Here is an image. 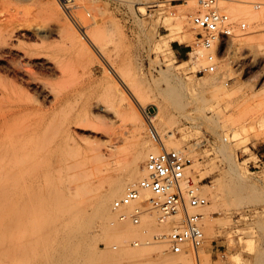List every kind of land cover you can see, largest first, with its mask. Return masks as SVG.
<instances>
[{"label": "rangeland", "instance_id": "obj_1", "mask_svg": "<svg viewBox=\"0 0 264 264\" xmlns=\"http://www.w3.org/2000/svg\"><path fill=\"white\" fill-rule=\"evenodd\" d=\"M194 1L0 0V144L7 138L0 151L6 145L22 160L15 167L17 174L11 172L18 177L10 179L9 189L24 192L27 202L34 189L42 190L47 179L32 183L27 174L42 168L55 140H63L66 145L78 143L81 158L76 159H85L81 167L87 173L83 181L96 194L101 174L111 173L106 169L110 149L120 156L139 138L160 144L158 136L164 142L172 132L191 164H197L193 182L208 200L207 208L199 209L209 215L202 214L203 263L212 264L210 242L215 240L228 264H264V139L243 142L264 120V59L258 55L250 61L244 46L233 39L242 32L236 36L249 33L251 38L246 37L255 46L263 40L264 0L218 3L233 23V32L213 48L219 57L213 73L197 72L195 54L203 60L204 51L195 52L197 30L191 15L199 0ZM248 11H259L255 15L262 18ZM182 15L190 18L184 25ZM190 34L194 38H187ZM123 92L124 99L129 95L126 99L147 117L148 127L141 134L126 99L119 101ZM97 102L109 111L99 110ZM210 105L217 108L209 110ZM52 215L47 211L44 219ZM79 217L83 223L76 229L74 222L56 225L50 253L55 259L50 264L163 262L156 263L164 257L161 245L145 244L161 229L157 222L139 231L129 220L111 224V218L92 215L90 206ZM134 241L141 245L134 246ZM39 257V264L51 262L47 252Z\"/></svg>", "mask_w": 264, "mask_h": 264}, {"label": "bare ground", "instance_id": "obj_2", "mask_svg": "<svg viewBox=\"0 0 264 264\" xmlns=\"http://www.w3.org/2000/svg\"><path fill=\"white\" fill-rule=\"evenodd\" d=\"M66 1H69V0H66ZM185 1L188 2V0H185ZM194 2H196V0ZM248 12H250V11H248ZM251 13L253 15H255V14L259 13V11L258 12L257 11L250 12V15H251ZM258 15L259 16L255 15V16H257V20H259L258 18H260V19L262 18V14H258ZM251 17H252V15H251ZM189 19L185 15H182L181 23L184 25V23H187ZM70 24H69V26H70ZM72 25H73V23H72ZM73 26H75V25H73ZM69 29H70V27H69ZM72 29H74V27ZM74 30L76 31L77 29H74ZM73 32L74 31H72V33ZM12 33H13V31H11L7 37L9 38V36H11L10 34H12ZM94 33H96V32H94ZM240 33H242V32H240ZM240 33H238V32L234 33L235 36L233 37V39L236 40L238 44H241L244 46V51L246 52L247 56H249L251 58L250 61L257 60L256 58L258 55L260 58L264 59V38L262 40L263 42L260 41V43L256 44L257 46H255V43L253 44L252 40H249V38L246 37L249 33L244 34L246 36L242 35L243 37H241V35H240V37H238L239 35L236 36V34H240ZM75 34L77 36V31L75 32ZM86 34H88V33L86 32ZM90 34H92V33H89L88 35L91 36ZM77 37L82 42V45L83 44L86 45L84 40L82 39L83 37H79V36H77ZM188 37L191 39V38H194V35L190 34L189 36H187V38ZM94 38H96V37H94ZM10 39L11 38H9V40ZM96 39H94V41H96ZM94 41H92V42H94ZM6 43H8V39H7ZM96 43H95L96 45L99 44V42H97V41H96ZM217 44L218 43L216 42L215 45H217ZM84 45L82 47H84ZM98 46L100 47L98 49L101 51V45H98ZM214 46H213V48H214ZM8 47H9V45H8ZM213 48L211 51H213ZM198 50H200V49H198ZM213 52L215 53V51H213ZM205 53L206 52L204 51L203 55H205ZM196 54H195V56H196L195 60H197V61L196 62L194 61V62L196 63L197 67H201L202 65H204L206 63L205 56H203L202 57L203 60H201V58H200L201 56H199V54L198 55H196ZM218 59H219V57L217 55V59H216L217 63H218ZM113 73H115V72H113ZM225 74H227L229 76L228 71ZM114 77H115V75H114ZM121 80L123 83L124 82L123 78H121ZM125 85H127L128 90L133 95V91L131 90V86H128V84H126V83H125ZM219 86H221V85H219ZM43 88H46V87L42 86V89ZM216 89H217V87H216ZM134 92H135V90H134ZM122 95H123V96H121L122 98L119 100L120 102L122 101V99L125 101V99L129 96L126 94L127 97L125 95V99H124V92L122 93ZM130 100L132 101V99H129V100L126 99L128 106H129L128 108L129 109L131 108V112H129V115L132 118L131 120H133L134 127H136L137 131H140V134H141L148 127L147 121H146L147 117L145 119V116H144L145 114H142L141 111H139V109ZM137 100H138V102L139 101L142 102V100H139V99H137ZM262 100L264 101V99H262ZM144 102H142L141 104L143 105ZM119 103L117 101V106ZM122 103H124V102H122ZM121 104H119V105L121 106ZM263 104H264V102H263ZM122 105L124 106V104H122ZM259 106L262 107V103L259 104ZM95 107H97L99 110H101L103 112L109 111V107H107V105L99 104L98 102L95 104ZM122 108H125V107H122ZM212 108H217V107L215 105L208 106L209 110H211ZM118 109H120V108H117V111H119ZM115 112L116 111H114V113ZM148 120L150 122L152 121L151 118H149V117H148ZM70 123L71 122H69L68 125H70ZM73 123H76V122H73ZM258 123H259V128L255 127L254 134L251 136L250 135L246 136L245 139L243 140L244 143H248L252 139H264V120H263V118H261ZM75 126H78V125H75ZM79 127H80V125H79ZM69 133L66 134L67 138H71L70 137L71 135ZM157 135H159V133H157ZM160 135L158 136V137H160V141H161V142L159 141L160 144H158V143L156 144V143H154L153 140H150V139L142 140L139 138L133 144H131L132 146H131L130 150H127V151H129L128 153L126 151V154L122 155V154L116 152V153L120 154V156L113 153V151H112L113 149L111 150L109 148L110 151H109V153L108 152L107 153L109 155L108 157H110L111 162L106 167V169L111 170V173L101 174V176L99 177V183H98L101 185H100V188H98L99 190L96 194L93 193L94 192V190L92 189L93 186H88L83 181V178L87 173L84 170H82L83 168L81 167L82 164L84 163L85 159L83 160V162L81 161V159H80V161H79V159H76L79 157L81 158L80 147L77 145L78 143L75 144V141H74V143H72L71 145L70 144L66 145V144H64L63 140H59V141L55 140L54 145L51 147L50 153L46 156L47 159H45L46 161L44 162V165H42L43 167L39 168V169H33L32 171L28 172V174H27L28 177H26V178L28 179V182L31 181L32 183H36L39 179H42V178L47 179V181H48V183H46V186H44V188H43L44 191H42L43 189L42 190L41 189L40 190L34 189L35 192L33 191L34 193L32 195L30 194L31 197L29 198L28 202L25 201L24 192L21 191L22 193L20 192L21 194L20 193L18 194L16 192L11 191V188L9 189V183L8 182L11 181L10 179L15 180V178L17 176V175H15V177H14V174H17V170L15 167H17L22 160H20V157L16 152L13 153L11 151V149L6 147V145H5V147L3 149H1V151H0V264H39V258H40L39 254L41 252L42 253L47 252V255H48L47 260L49 258L51 260V258L53 257L50 254L52 251L51 240H52V237H53L55 230L57 228L56 225H67L68 226L70 223L74 222L75 224L77 223V225L74 226V228L76 229L80 223H83V219H81V217H79V216L85 207L90 206L92 208V215H94V216L104 217L107 219L111 218L109 220V222L111 224L114 221H115V224H117L119 222H123V221L125 222L126 220H128V219H124V220L120 219L118 213L121 210L113 209V207H112L113 211H111V214H109V204L111 201H114L113 199L115 197L116 198L120 197L122 192H124L128 186L137 182L140 178H142L143 176L146 175L145 167H143V169H142L143 175H141L142 173L140 174V172H139L140 163H142V161L146 159V155L151 151H159L162 148H166V147L170 148V146H171V147H173L172 149L181 150V152H183L184 155H186V156L188 155V157L190 156L187 152H185L181 149V146H179L177 144V142L174 141L175 137H174V134L172 132L169 133V138H167V140L164 142L162 140L163 137ZM234 136H235V133L233 134V137ZM4 139H5V136H4ZM6 139H5V141H6ZM5 141H3V143L2 142L1 143L5 144L6 143ZM2 144H0V145H2ZM109 149H107V150H109ZM81 150H84V149H81ZM76 155H78L79 157H77ZM196 166H197V164H196ZM196 166L190 163V165L187 167V174L191 176L190 177L191 179L193 177L192 181H194V176H195L194 173L198 171V168ZM192 168L194 169V171H191ZM14 169L16 172L14 174L13 173L11 174V172H14ZM80 180H82V182H80ZM1 182H3V184ZM12 182H13V180L10 183H12ZM31 182L29 184H31ZM6 184L8 186H6ZM10 192H12L13 194L15 193V194L12 195ZM30 193H32V192H30ZM8 194H10V195H8ZM22 195H24V196H22ZM77 195L80 197H78L76 199ZM217 197H219V196H217ZM219 200H220V198H219ZM31 203H32V205H31ZM34 203H36L35 207L33 206ZM239 204H237V205H239ZM234 205H236V204H234ZM204 208L205 209L207 208L206 205ZM47 211H52L53 215H52V218L50 220L46 221L44 219V215ZM202 214H205V216L209 217L208 211H206V210ZM113 218H114V220H113ZM207 219L209 220V218H207ZM129 222L131 224H133L131 221H129ZM154 222H156V216H154V215H143L141 222L139 224H134L133 226L136 227L137 230L143 231L145 228L144 226H146V225L152 226ZM167 229H169V228L167 227ZM147 231H148V229H147ZM109 241L111 242V239H109ZM134 242H136V241H134ZM137 243H138L137 245H141V242L137 241ZM249 243L251 244V242H249ZM249 243H248V245H250ZM148 244H150V243H148ZM142 245H143V242H142ZM159 245H161V244H159ZM134 246H135V244H134ZM164 250H165V246L161 245L159 252L162 255L164 254V257H161L160 258L161 260H158L156 263H158L159 261H161V262L163 261L162 263L165 264L164 262L166 261L167 264H192L191 258L188 257L187 255H185V254H166V253H164ZM54 259H55V257H54ZM53 260H51V262H49V264L52 263ZM45 262H46V260H45Z\"/></svg>", "mask_w": 264, "mask_h": 264}, {"label": "built area", "instance_id": "obj_3", "mask_svg": "<svg viewBox=\"0 0 264 264\" xmlns=\"http://www.w3.org/2000/svg\"><path fill=\"white\" fill-rule=\"evenodd\" d=\"M221 0H199V9L191 16V23L197 30L195 52L205 51L206 63L198 73H213L217 69V53L211 51L222 37L232 35L233 23L227 13L218 8ZM244 28L245 23H240ZM190 159L178 149L162 148L146 155V175L127 187L124 193L114 199L113 209L119 211L120 219L139 224L143 215L156 216L161 229L151 236L148 243L165 246L166 254H185L192 264H204L200 250L206 237L202 229V213L199 208L208 200L199 194L197 186L187 174ZM164 227V229H163ZM167 227L169 229H167ZM137 245V241L134 242ZM212 264H228L222 246L210 242ZM142 261L140 264H148Z\"/></svg>", "mask_w": 264, "mask_h": 264}]
</instances>
